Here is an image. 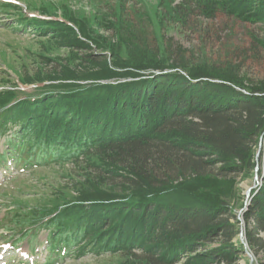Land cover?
Listing matches in <instances>:
<instances>
[{"label":"trees","instance_id":"trees-1","mask_svg":"<svg viewBox=\"0 0 264 264\" xmlns=\"http://www.w3.org/2000/svg\"><path fill=\"white\" fill-rule=\"evenodd\" d=\"M230 2L236 16L264 15V0ZM1 6L0 13L17 9ZM16 22L10 27L81 45L61 22L26 15ZM107 54H96L105 59H95L92 70L39 79V96L0 90V166L85 162L88 172L72 201L9 206L0 220L8 241L15 248L27 242L31 253L44 246L42 264L88 253L137 264H239L236 217L220 197L228 194L212 185L251 167L264 135V86L246 85L238 72L213 64ZM256 191L244 216L246 241L264 256V176Z\"/></svg>","mask_w":264,"mask_h":264},{"label":"rangeland","instance_id":"rangeland-1","mask_svg":"<svg viewBox=\"0 0 264 264\" xmlns=\"http://www.w3.org/2000/svg\"><path fill=\"white\" fill-rule=\"evenodd\" d=\"M230 3V0H0L1 8L17 6V9L4 8L0 13V90H18L20 98L39 96L43 91L39 79L54 78L68 70L74 73L92 70L97 67L95 59L98 62L105 59L96 54L109 52L124 61L137 55L145 60L158 58L165 63L186 59L197 64H213L214 69H224L219 71L238 72L246 85L259 82L255 87H263L264 15L247 14V19L236 16ZM20 15L66 24L75 30L81 45L67 47L55 43L50 36L11 28L17 25ZM106 57L110 63L112 57L109 54ZM3 143L1 139L0 150L4 148ZM221 165L226 166L222 163L218 166ZM9 166V169L0 168V220L11 205L23 211L28 207L53 208L74 200L75 186L80 180L85 182L81 175L88 173L85 162L19 171L11 162ZM250 166L235 176L215 177L217 184L214 182L212 188L228 194L220 197L228 198L236 217L239 233L234 241L244 248L239 264H263L264 256L255 255L247 245L244 216L263 183L264 135L254 148ZM10 235L0 226V264H23L32 246L23 242L18 251L10 253L9 259L5 244ZM46 236L42 232L40 240L44 241ZM43 250L44 246L38 248V254L29 262L36 259L39 264L43 263L46 256ZM59 264L137 263L120 254L88 253Z\"/></svg>","mask_w":264,"mask_h":264},{"label":"water","instance_id":"water-1","mask_svg":"<svg viewBox=\"0 0 264 264\" xmlns=\"http://www.w3.org/2000/svg\"><path fill=\"white\" fill-rule=\"evenodd\" d=\"M241 236H242V233H241Z\"/></svg>","mask_w":264,"mask_h":264}]
</instances>
